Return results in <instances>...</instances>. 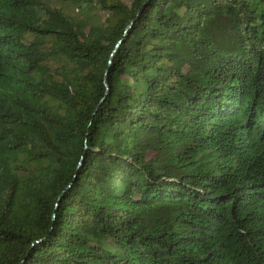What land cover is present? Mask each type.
<instances>
[{
    "label": "trees",
    "instance_id": "trees-1",
    "mask_svg": "<svg viewBox=\"0 0 264 264\" xmlns=\"http://www.w3.org/2000/svg\"><path fill=\"white\" fill-rule=\"evenodd\" d=\"M53 1L0 0V264H264V0Z\"/></svg>",
    "mask_w": 264,
    "mask_h": 264
},
{
    "label": "rangeland",
    "instance_id": "rangeland-1",
    "mask_svg": "<svg viewBox=\"0 0 264 264\" xmlns=\"http://www.w3.org/2000/svg\"><path fill=\"white\" fill-rule=\"evenodd\" d=\"M66 0H54V4L58 6H63L69 13L74 15L76 18H78L79 21H82L85 24H88V22H104L106 18L109 16L108 13L105 11V9H96L91 10L85 15L82 14L83 9H78L77 7H74L73 5L69 3H65ZM122 2L129 4L132 0H121ZM6 14H10L11 12L9 10H5ZM92 17V19H89V17ZM123 145L125 142L122 143Z\"/></svg>",
    "mask_w": 264,
    "mask_h": 264
}]
</instances>
